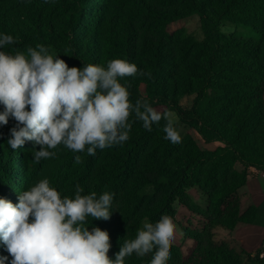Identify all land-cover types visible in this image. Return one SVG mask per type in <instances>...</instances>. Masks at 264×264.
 <instances>
[{"label":"trees","instance_id":"1","mask_svg":"<svg viewBox=\"0 0 264 264\" xmlns=\"http://www.w3.org/2000/svg\"><path fill=\"white\" fill-rule=\"evenodd\" d=\"M194 15L202 39L171 31ZM225 23L251 29L259 40L226 35ZM0 34L15 40L0 51L26 53L41 44L69 67L134 63L151 76L120 81L131 102L145 99L161 113H175L204 142L223 144L206 150L191 134L173 144L164 139L163 119L148 131L133 115L122 145L97 149L94 156L59 145L50 149L54 157L37 163L33 142L15 151L7 144L16 124L10 118L0 125V197L16 204L19 192L44 178L62 197L74 198L77 184L82 194L114 193L110 219L88 217L86 225L108 232L113 260L144 221L155 223L165 214L175 219L179 203L200 215L205 227L184 230L192 246L173 244L167 264H264L260 249L238 253L217 243L214 233L264 227V202L256 206L239 196L254 171L264 173V0H0ZM185 97H194L189 108L182 106ZM192 188L207 199L205 213L191 199ZM8 255L0 240V256ZM151 258L133 253L125 264H150Z\"/></svg>","mask_w":264,"mask_h":264},{"label":"clouds","instance_id":"2","mask_svg":"<svg viewBox=\"0 0 264 264\" xmlns=\"http://www.w3.org/2000/svg\"><path fill=\"white\" fill-rule=\"evenodd\" d=\"M14 43L13 36L0 34V48ZM137 75L151 73L124 59L110 60L106 67H69L41 44L28 47L26 53L0 51V125L10 118L16 122L7 144L15 151L33 142L37 163L54 157L50 149L59 145L94 156L97 149L122 145L130 138L133 115L148 131L163 119L164 139L181 143L171 112L161 113L145 99L131 102L128 87L120 81ZM80 160L75 156L76 163ZM82 193L77 184L74 198L62 197L44 178L19 192L16 204L0 197V240L9 254L0 256V264H125L133 253L152 254L150 264H167L177 227L169 215L155 223L145 221L133 239L124 240L113 260L108 256V232L86 225L88 217L110 219L114 193Z\"/></svg>","mask_w":264,"mask_h":264},{"label":"rangeland","instance_id":"3","mask_svg":"<svg viewBox=\"0 0 264 264\" xmlns=\"http://www.w3.org/2000/svg\"><path fill=\"white\" fill-rule=\"evenodd\" d=\"M221 30L224 34L226 35H232L235 34L239 38H245L248 40H253V41H258L259 37L252 32L251 29L245 28V27H237L231 23H225L222 25ZM171 31L172 32H179L183 31L189 36L196 37L198 39L203 38V32L200 24V19L198 16L194 15L191 16L187 19H184L178 23H175L174 25L171 26ZM141 92L144 94L145 93V88L144 86H141ZM194 97H185L182 101V106L183 107H191L193 103ZM172 113V118L175 122V127L179 131L181 137H185L187 134H191L194 136V138L198 141L200 146L203 149L206 150H211L214 151L218 147L223 146V144L219 142H214V143H206L204 140L195 132L190 130L189 127L181 123L176 116L175 113ZM253 178L257 176L254 172L251 175ZM262 179L258 180H252L251 183L244 187L242 189V192L244 190H247L250 186L253 187L256 183H262ZM189 194L191 196V199L195 202V205L201 210V212L205 213L207 211V199L202 196L201 192L197 188H192L189 190ZM244 196V194H243ZM264 200L263 199L260 201V203ZM264 202V201H263ZM175 208L177 210V215L176 218L173 219V222L176 224V239L173 242L175 245H182L186 244L187 246H192V242L189 240L184 239L183 231H199L202 232L205 227V223L203 218L200 215L193 214L190 212L188 209L184 208L181 206L179 203H176ZM147 221V220H146ZM145 222V221H144ZM218 231L220 233L225 234L227 230L218 228ZM240 234L239 237L241 238L240 243L244 248L246 249H252L256 248L257 246L260 245L262 242V239L264 238V227L259 226V225H253V226H241L238 227L237 230ZM227 235V233L225 234ZM234 237H237L236 234ZM217 243L223 242V239L221 237L216 238ZM232 243L233 247L236 248V251L238 253H242V249L238 248V245L235 241ZM261 250V255L260 258H264V244L260 248Z\"/></svg>","mask_w":264,"mask_h":264},{"label":"crops","instance_id":"4","mask_svg":"<svg viewBox=\"0 0 264 264\" xmlns=\"http://www.w3.org/2000/svg\"><path fill=\"white\" fill-rule=\"evenodd\" d=\"M255 174H257V176L255 178H252L244 187L248 186L252 180H258V179H262L263 182L262 183H256L253 187H249L247 188V190H244L242 192V189H240L239 191V196L241 199H245L247 201L248 204H253V205H256V206H259L263 203V201L260 203V201L263 199L264 197V177L261 175V172H258V171H254ZM244 194V196H243ZM241 226H253V225H241ZM241 226H238V227H241ZM238 227L231 233V235L227 233V235L223 234V233H220V231H218V229H216L214 231L215 233V241H216V238L217 237H221L223 239V242H220V243H225L227 244L229 247H231L232 249H234L236 251V248L233 247L232 243H234L233 241H235L238 245V248L242 249V250H245V251H248V252H254L258 249H260L262 247V245L264 244V238L262 239V242L260 243L259 246H257L256 248H252V249H246L244 248L240 243L241 238L239 237V232L237 231L238 230ZM236 234L237 237H234V235ZM217 242V241H216Z\"/></svg>","mask_w":264,"mask_h":264},{"label":"built area","instance_id":"5","mask_svg":"<svg viewBox=\"0 0 264 264\" xmlns=\"http://www.w3.org/2000/svg\"><path fill=\"white\" fill-rule=\"evenodd\" d=\"M261 175L264 177V173H261Z\"/></svg>","mask_w":264,"mask_h":264}]
</instances>
